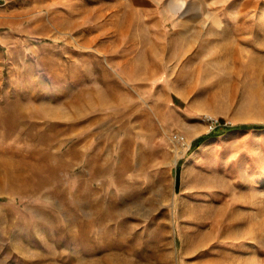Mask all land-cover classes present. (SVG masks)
Returning a JSON list of instances; mask_svg holds the SVG:
<instances>
[{
	"label": "rangeland",
	"instance_id": "rangeland-1",
	"mask_svg": "<svg viewBox=\"0 0 264 264\" xmlns=\"http://www.w3.org/2000/svg\"><path fill=\"white\" fill-rule=\"evenodd\" d=\"M221 121L264 124V0H0V264H264Z\"/></svg>",
	"mask_w": 264,
	"mask_h": 264
},
{
	"label": "trees",
	"instance_id": "trees-1",
	"mask_svg": "<svg viewBox=\"0 0 264 264\" xmlns=\"http://www.w3.org/2000/svg\"><path fill=\"white\" fill-rule=\"evenodd\" d=\"M234 129H264V124H240L236 126H229V125H225L224 122L221 121L216 125L215 129L211 131L209 134L201 135L196 140H194L192 142V147L199 146L209 137L220 135L228 130H234ZM179 169H180L179 167L176 169V186H178L179 183V177H178Z\"/></svg>",
	"mask_w": 264,
	"mask_h": 264
},
{
	"label": "crops",
	"instance_id": "crops-1",
	"mask_svg": "<svg viewBox=\"0 0 264 264\" xmlns=\"http://www.w3.org/2000/svg\"><path fill=\"white\" fill-rule=\"evenodd\" d=\"M199 137H200V136H199ZM196 139H197V138H196ZM196 139H195V140H196ZM197 147H198V146H196V147L194 146L193 148H197Z\"/></svg>",
	"mask_w": 264,
	"mask_h": 264
},
{
	"label": "built area",
	"instance_id": "built-area-1",
	"mask_svg": "<svg viewBox=\"0 0 264 264\" xmlns=\"http://www.w3.org/2000/svg\"><path fill=\"white\" fill-rule=\"evenodd\" d=\"M218 123H219V122H218ZM218 123H217V124H218ZM217 124H216V125H217Z\"/></svg>",
	"mask_w": 264,
	"mask_h": 264
}]
</instances>
